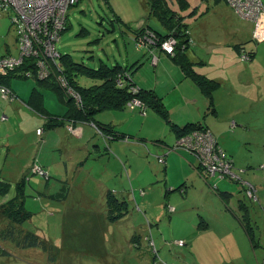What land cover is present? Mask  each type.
Masks as SVG:
<instances>
[{
	"label": "rangeland",
	"instance_id": "374dc122",
	"mask_svg": "<svg viewBox=\"0 0 264 264\" xmlns=\"http://www.w3.org/2000/svg\"><path fill=\"white\" fill-rule=\"evenodd\" d=\"M221 1L226 3V0ZM161 6L175 12L200 44L223 39L225 31L233 26L230 24L228 29L225 28L224 18L227 16L214 1L161 0ZM140 19L160 32L168 31L166 23L153 12L151 0H80L70 8L68 28L57 41L58 49L90 67H98L101 61L132 65L129 59H125L127 46L131 48L134 42L127 29L135 28ZM13 25L11 16L0 15L1 54L8 53L7 50L17 54ZM147 27L142 28L141 33ZM238 56L242 63L233 64L227 73L229 79L253 60ZM35 60L31 58L30 61ZM152 64L147 59L146 67L140 69V74L152 70L153 87L156 83L160 85L157 92L166 95L163 98L168 102L169 109H185L183 102L172 98L173 85L165 82L168 72L163 70L162 65ZM263 67L264 55H260L258 65L251 67L252 71H245L242 79L238 76L229 95L232 98H222L227 93L222 91V96L217 97L218 104L214 105L215 112L210 111L213 118L209 120V125L216 124L218 116L222 121L229 120V130L233 131L228 137H232V143L236 140V151L246 150L243 142L248 135L237 123L249 121L251 123L247 127L252 124V128H256L260 121L257 118L264 103L258 95L261 87L264 96V78L262 80V74L255 71ZM246 77L250 79L246 80ZM35 80H39L37 74L14 79L13 87L18 90L19 86L27 96L20 94L24 103L18 98L7 99L0 91V181L9 183L6 194L0 193V203L14 198L17 195L16 184L26 177L24 205L32 212L31 218L22 225L13 226L9 220L0 218V264H264V244L253 249L241 240L243 230L236 221V215L240 213L239 201H245V197L235 183L242 181V177L233 168V163L229 172L217 169L212 177H208L209 192L197 187L191 196L195 198L185 204H177L178 200H182L178 190L173 192L178 194L173 201L170 199L173 193L166 194L168 188L164 178L161 182L157 180L156 171L160 163L153 158L152 151L148 152L153 142L149 138L142 141L139 136L140 132L151 138L158 137L160 133L166 134L171 130L167 126H174L173 122L171 124L149 107L147 115L134 112L127 106L121 110L103 111L98 114L100 118L96 116L98 121L115 125L116 129L131 138L130 141L112 143L111 150L107 151L99 140L89 143L79 138L80 132L75 135L66 127L50 129L47 126L50 113L60 114L63 109V112L68 109L67 99L63 103L54 90L44 89L43 103L40 105L38 100H34L32 104L36 110L31 111L32 94L43 95L41 90L34 88ZM76 81L82 87L100 82L85 74H78ZM13 87L8 86L17 92ZM200 101L198 98L195 105ZM150 116L154 119L146 122ZM38 128L43 129L42 134L38 133ZM100 138L97 136V139ZM241 155L237 154L235 158L239 160ZM144 158L146 162L141 160ZM34 160H38V167L33 165L32 171L30 167ZM39 164L50 173L47 179L38 176ZM65 167L68 168L67 175ZM161 171L164 172L163 167ZM258 174L264 175V172L247 171L249 177ZM199 176L206 183L204 175ZM223 183L229 185L223 190L234 194L229 204L233 211L232 223L223 215L218 217L220 204L214 196L219 195ZM108 190L113 191L120 202L128 201V209L122 210V213L128 212L126 216H119L117 209L110 212L106 200ZM140 190L146 193V197H141ZM22 196L18 194L15 197L17 204ZM257 197H262L261 191L258 192L254 186L249 199L255 201ZM263 199L253 203L264 205ZM197 203H202L201 213L194 206ZM169 206H174L172 209L176 207L178 211L169 213ZM253 212L260 219L258 211L255 209ZM110 213H116L115 222L108 219ZM197 214L201 218L194 219ZM205 215L210 219V226L206 224L209 221ZM10 228H13L15 239H21L27 233L35 234L47 244V249L41 245L17 246L13 240L2 239V234L8 233Z\"/></svg>",
	"mask_w": 264,
	"mask_h": 264
},
{
	"label": "trees",
	"instance_id": "16d2710c",
	"mask_svg": "<svg viewBox=\"0 0 264 264\" xmlns=\"http://www.w3.org/2000/svg\"><path fill=\"white\" fill-rule=\"evenodd\" d=\"M152 1V10L153 12L161 18V20L166 23L167 32L163 33L149 25L147 29L154 30L158 37H160L161 40H167L168 38H172L175 40L174 50L171 52H166V54L172 58L175 62L179 63L181 67L184 69L185 76H188L191 78L194 83L201 89L204 96L209 100L210 104V110L215 112V103L213 100V93L216 89L220 87V82L208 78L204 75H201L194 71L193 69V63L189 61L186 58V49L189 44V40L191 39V35H189V29L184 27L182 24V21L179 17L176 16L175 12L170 11L168 9H164L161 6V0H151ZM227 1V0H226ZM228 3V2H227ZM161 7V8H160ZM170 13L165 15V13ZM4 15L11 16L9 13L4 12ZM245 19V18H244ZM16 31V37H17V54L12 53H3L0 55V57H8V56H18L19 53V40H18V32L17 27L14 24L13 25ZM68 28V20H67V26ZM65 29V31L67 30ZM63 31V33L65 32ZM137 31V30H136ZM61 33V36L62 34ZM136 37H140L143 39V33L141 31H138L136 33ZM254 40V39H253ZM191 41V40H190ZM240 56L243 52H248L250 57L252 58L253 52L249 49H246L244 47V44H240ZM149 48L153 49L155 47L161 48L159 45L152 44V46H148ZM56 48L61 56H59V59L57 60L58 66H51V72L47 77L50 78L49 80H46L47 77H40L36 71L30 72V75L26 72V70H31L32 68H36L33 64L28 66L26 62L23 63V65L13 70L10 73L2 74L0 73V91L2 92V87H8L7 85V78L15 75H19L21 77L29 78L32 76L38 75V79L40 81L38 82H49L47 87L54 90L59 96H61V99L63 100L64 97L67 99V112L64 115H59L58 113H50V117H48L47 126L50 129L60 127L63 124H66L67 131H70L71 133L76 134V132H79V128L81 126L90 125L94 129V138L96 140L97 136H101L99 140H101L102 145L106 146V150H111V144L115 143L116 141H130L131 138L127 134L121 132L120 130L115 128V125H112L111 123H103L101 121H98L96 116H98L99 113L103 111H116L124 109L126 106L133 109L134 112H138L143 115H147L148 107L155 110L161 117L165 118L166 120H169V111L165 105V101L163 99V96L157 94L154 90L151 89H144L137 85L136 80L134 78V70L136 67H133L134 64L137 65V63H134L132 65L123 64L120 61H115L113 64H108L104 61H101L98 67H90L82 62H77L73 60L72 56L68 53H63L58 49L57 43ZM243 48V49H242ZM163 50V49H162ZM61 59V60H60ZM52 64V63H51ZM50 64V65H51ZM56 68V71H55ZM59 72L64 76L65 78V85H62L59 79L57 80L52 79L51 77H56L55 73ZM64 72V73H62ZM52 74V75H51ZM56 74V75H58ZM78 74H85L89 76L92 79L99 80V83H96L94 85H91L89 87H82L80 86L76 81V76ZM66 75V76H65ZM68 79V80H66ZM40 84V83H39ZM64 88V89H63ZM12 92L14 93L13 96L20 99L18 95L13 91L12 88H10ZM72 91H75L76 94L79 95L80 99H77L72 94ZM41 97H40V96ZM42 94H32L31 98V104L34 100L42 99ZM9 99V98H7ZM65 100V99H64ZM134 100H139L140 104L137 105L134 103ZM33 105V104H32ZM36 107L33 106V109ZM45 115H49L48 113H45ZM99 117V116H98ZM100 118V117H99ZM78 128V131H77ZM175 131L178 133V138L174 141L173 144L169 145V147L166 148L164 152L161 154H157L152 149H148V152L152 151L153 158L160 163L157 168H160L161 166L165 168L167 167L168 158L172 154H187L188 156H198L197 154V146H195V143L201 144L200 139L203 137L206 139V141L209 140V138L212 140L211 144H213V139L209 136H206L204 132L210 131V134L215 138L218 146L221 150V155L223 156L222 159L228 163H233V158L227 154L224 146H222L218 140L216 135L213 133L212 130L208 128V126L202 124L201 122L195 123L190 122L183 126H179L178 128L174 127ZM41 129V128H38ZM76 129L74 132L73 130ZM43 130V129H42ZM38 131V130H37ZM43 133V132H42ZM41 133V134H42ZM185 139V142H180L182 139ZM140 140L145 141L144 138H141ZM99 147L100 144L97 143ZM146 159V158H145ZM197 159V158H196ZM143 161V159H141ZM198 166H196V171L198 174H203L204 179L209 185V179L208 177H212V174H209L205 171V167H203L202 163L197 159ZM145 162V161H144ZM33 164H38V161H34ZM31 165V170L32 166ZM41 173H37L38 176L47 179L50 175V173L41 165ZM234 169H236L235 165L233 166ZM264 168V165L261 164L259 169ZM66 169V168H65ZM64 173V172H63ZM68 174V170H66V174ZM218 178V177H217ZM61 182V181H60ZM62 183V182H61ZM238 184L240 191L244 192L245 201L240 200L239 201V211L242 212L239 213V216H237V220L241 227L244 229L245 233L247 234L251 246L253 249H255V227L252 223L251 217L249 215L248 207L246 206V201H252L256 202L259 201V197L255 201L249 199V184L253 183L248 182L247 180L243 179L240 182H235ZM22 184V186H20ZM9 183L6 181H0V193L6 194L8 190ZM25 185H26V177L21 179L16 184V191L17 195H23L21 198L20 203L17 204V200H15V196L12 199H8L6 202L0 203V218H4L5 220H9L14 225H22V223L26 222L28 219L31 218L32 212H30L28 209H26L24 203H25ZM167 194L173 193L174 191L178 190L179 196L182 199H188L189 198V188H191V184H180L177 186H167ZM219 188V187H218ZM20 189V191H19ZM134 194V191H132ZM140 195L142 197H145V192L143 193V190H140ZM178 195L176 192L173 193ZM172 194V195H173ZM219 196L223 199L225 202V208L227 211L232 212L230 209L229 204L232 202V199L234 198V195L232 192L228 190H221L219 193ZM52 198L54 196H51ZM232 197V199L227 202ZM249 200H248V199ZM106 200L109 207L110 212H113L114 209L119 210L120 214L119 216H126L128 212L122 213V210H127V200H123L120 202V199L114 194L113 191L108 190L106 192ZM175 201V198L174 200ZM181 201H177V204ZM187 203V201H186ZM185 204V203H184ZM174 206H169L168 211L169 213L175 214L178 209L175 207V209H172ZM124 208V209H123ZM200 213V208H198ZM19 213H22L21 215ZM114 217H116V213H110L108 214V219L112 222L114 221ZM208 225V222L206 223ZM8 233L2 234V239L7 240H13L14 243L17 246H23V247H33V246H44L47 249V244H44L35 234L33 233H27L23 238L21 239H15V233L13 231V228L8 229ZM183 243V239H180ZM182 246V245H181Z\"/></svg>",
	"mask_w": 264,
	"mask_h": 264
},
{
	"label": "crops",
	"instance_id": "0c3cea01",
	"mask_svg": "<svg viewBox=\"0 0 264 264\" xmlns=\"http://www.w3.org/2000/svg\"><path fill=\"white\" fill-rule=\"evenodd\" d=\"M207 1H214L217 5H219V8L223 10L224 15L227 16L224 18V22L226 24L225 28L228 29L230 24L233 26H231L228 30L225 31L223 35V39L219 41L207 40L204 44H200L198 40L190 36L191 41L189 40V44L186 49V58L193 63V69L195 72L220 82V88L215 90L213 93V100H214L215 105H217L218 104L217 97L222 96V91L227 92L226 95L222 98L231 97L229 95H230V92H232L234 88L233 85L235 84V81L238 80V76H239V79H242L244 77L243 73L245 71H252L251 67H256L258 65V58L260 57V55L261 56L264 55V40H261L262 41L260 42L261 44H257L258 41L255 42L253 40L252 31H253V27L255 29V26H256L254 19L250 20V19L242 18L235 11V9H233L227 3V1L226 3L222 2L221 0H207ZM262 1L264 3V0ZM146 26H149V24L144 20L141 21L140 19V21L137 22V26L135 28L131 26L132 27L131 29H127L129 32V35H131L130 39H132L134 42L131 48L127 46V52H126L125 59L126 60L129 59L133 64L137 63L135 74H134L136 83L144 89L154 90L157 94L163 97L164 96L166 97V95L157 92L158 88L160 87L158 83H156L155 87H153L154 76H153L152 70L149 73L140 74V69L145 68L147 65V64L145 65V61L147 59L149 63L150 64L153 63L152 65L154 66L160 67V65H162L163 70L168 72V75L165 78L166 84L173 85L172 98L179 101L180 103L183 102L184 105L186 106L185 109H183L182 111H179L176 108L169 109L168 102L167 103L165 102V105L170 115V120H167V121L170 123L171 122L174 123L173 124L174 126H167V127H170L171 130H169V132H166V134L165 132L160 133L158 134V137L151 138L143 132L139 133V136H141L142 138H149L153 142L152 150L154 152H156L157 154H161L162 152L166 150L167 147H169V145L173 144L174 141L178 138V133L175 131L174 127L178 128L179 126H183L190 122H195L198 124L199 122H201L202 124L208 126L209 120L213 118V116L210 113L211 108H210L209 100L204 96L203 92L194 83V81L188 76H185L184 69L181 67V65L175 62L174 60H172V58L169 57L166 54V52L162 50L161 48L155 47L151 49L145 46L142 42H140L137 39L136 33L138 31H141V29ZM189 35H191L190 31H189ZM240 44H244V47L246 49H249L250 51L253 52V56H252L253 60L251 59L252 61L248 62L249 64L245 65L246 67H244V69L240 71V73L238 71L235 72V74H233L235 76L229 79L227 77L228 71H230L232 66H234L233 64L241 62L238 56V54L240 55V49H241ZM7 52L9 53L8 50ZM0 55L2 54L0 53ZM155 58H156V61H155ZM158 71L159 69L157 70V73ZM255 72L258 74H262V80H263L264 67L263 69H259ZM16 78H25V77L15 75V76H11L7 78V84L9 87L11 86L13 87L12 84L15 82L14 79ZM248 79H250V77H246V80ZM38 81H36L34 88H37L43 92L42 99L40 100L36 99L41 105L44 101V96H45L44 89H50V88L46 86L49 84V82H43L44 84L42 85V84H39L42 82H38ZM148 81L151 83H149ZM262 87H263V93H264V84L262 85ZM13 88L15 89V86ZM16 91L18 93L15 91L14 92L20 98L18 101H21V103H24L23 96L26 98L27 96L24 94L23 90H21L19 86H18V90ZM21 93L23 96H20ZM258 96H259V99L264 103V96L261 93V87H260ZM59 97H60V100L64 103L65 97L63 100L61 99V96ZM14 98L16 97L14 96ZM198 98H200L201 101L196 106L195 102ZM29 105L32 107L30 108V110L34 111L33 105L31 103ZM63 111L59 115H64L67 112V109L65 112ZM259 114L261 115L259 118H257V120H260V121H258L256 128H252V124L249 127H247L248 123H251L249 121L246 122L245 124L241 122L237 123L238 126H240L245 132H248V135L243 142V146H245L246 148V150L244 151L241 149H239V151H236L235 149L236 140L232 143L231 141L232 137H228L232 135L231 132L233 131V130L232 131L229 130V127H228L229 120L228 119L222 121L218 116V120H217L218 122L216 124L209 125L208 128L212 130L213 133L216 135L218 142L222 146H224L227 154L233 158L234 165L236 167V172H238L241 175L242 180L243 179L248 180V182L253 183L257 187L258 192L261 191L262 197L259 199L261 200L264 198V175L258 174L257 176H254V177H249L247 175L248 170H251L254 173L264 172V169L258 168L259 165L261 164L264 165V108L262 112ZM228 118L232 119L234 117H228ZM153 119H154V116H150L146 119V122L151 121ZM251 119H253V121L255 120V118H251ZM157 123H158V127H160L159 126L160 122H158V120H157ZM61 127H66V124L61 125ZM164 129H166V126L164 127ZM163 130H159V131L162 132ZM77 131H78V128H77ZM79 132H80V134L78 135L79 138L84 139L86 142L91 143L93 141H96L93 135L94 129L90 125L81 126V128H79ZM251 134H257V135H251ZM60 137L62 138V134ZM160 138H162V140H158ZM95 145H97V143H95ZM237 154H242L239 160L235 158ZM143 161L146 162V159L144 158ZM196 166H198L197 159L192 155L188 156L187 154L184 153L182 155H179V154L170 155V157L168 158L167 167L165 168V171L163 173L161 171L162 166L160 168H157V171H156L157 180L158 182H161V178H164L166 187L167 186H177L183 183L191 184V188L189 189L190 190L189 198L182 199L181 202L178 204H184L186 203V201L190 202L192 198H195L191 196H192V192L197 187L198 188L201 187L203 190L208 191V192L210 191V188L208 187V185L200 178L198 172L196 171ZM65 168L66 170H68L67 167ZM163 170H164V167H163ZM62 178L64 179L65 177L62 176ZM220 182L221 180H219V183ZM158 185L162 186L160 183ZM195 185L197 186L195 187ZM228 186H229L228 184L223 183V187H220L219 190L221 191L227 188ZM241 192L242 194H244L243 191ZM175 195L176 194L171 195L170 199L174 200ZM145 197H146V193H145ZM134 198H136V196ZM214 199H216L220 204V208L218 210V217L220 215H223L224 216L223 218H227L232 223L233 221L232 213L226 210L225 202L223 201V199L219 195L217 197L214 196ZM231 199L232 197L229 200H227V202H229ZM249 202H252V201H249ZM249 202L246 201V206L248 207L249 215L255 227L254 229L255 244L258 246H261L264 244V212H263L264 205L262 203L258 204V203H253V202L252 204L251 203L249 204ZM201 204L202 203H197L194 206L196 208H200L201 210ZM255 209L258 211V215L260 216V219H257V216L254 214L253 211H255ZM240 213L242 212L240 211ZM205 217L208 219L206 215ZM199 218H201L200 214H197L195 215L194 219H199ZM254 220H256V222H253ZM208 221H209L208 225L210 226L211 225L210 219H208ZM236 221L238 222L237 218H236ZM241 229L243 230V236H241L242 242L245 243L246 245H251L250 240L247 234L245 233L244 229L243 228Z\"/></svg>",
	"mask_w": 264,
	"mask_h": 264
},
{
	"label": "built area",
	"instance_id": "2783aa9c",
	"mask_svg": "<svg viewBox=\"0 0 264 264\" xmlns=\"http://www.w3.org/2000/svg\"><path fill=\"white\" fill-rule=\"evenodd\" d=\"M80 0H0V15L7 12L11 15L13 24L17 27L19 40L18 56L0 57V73L7 74L20 68L24 62L27 65H34L36 68L26 70L28 75L30 72L36 71L40 77H47L53 66H58L57 60L60 53L56 48L57 41L61 38V33L66 29L68 14L72 6H76ZM228 4L245 19H254L256 26L254 29V41L264 40V3L262 0H227ZM143 39L137 37L145 46L152 44L159 45L165 52L174 50L175 40L171 37L167 40H161L156 32L147 29L143 33ZM248 52L241 53L242 59H251ZM36 58L35 62H31V58ZM156 61V58H155ZM56 75V73H55ZM57 80L65 85V78L61 73L56 75ZM2 94L5 98L14 99L13 92L8 87H2ZM75 98L80 99L75 91H72ZM139 105V100H134ZM74 132L76 129L73 130ZM38 133H42V129H38ZM207 133V134H205ZM204 134L209 138H201V144L195 143L197 146V154L199 161L205 167V171L214 175V170L227 173L230 171V164L222 159L219 144L210 134L205 131ZM185 142V139L180 141ZM38 167L37 164H33ZM33 167V166H32ZM40 167V166H39ZM33 171V170H32ZM41 173V168L38 170ZM249 196L251 189L254 188L249 184ZM182 243V241H181Z\"/></svg>",
	"mask_w": 264,
	"mask_h": 264
},
{
	"label": "bare ground",
	"instance_id": "6f19581e",
	"mask_svg": "<svg viewBox=\"0 0 264 264\" xmlns=\"http://www.w3.org/2000/svg\"><path fill=\"white\" fill-rule=\"evenodd\" d=\"M66 28H67V27H66ZM64 31H65V30H64ZM62 33H63V32H62ZM60 56H61V55H60ZM60 60H61V59H60ZM52 65H53V64H51L50 66H52ZM56 67H57V66H56ZM55 71H56V68H55ZM57 71H58V70H57ZM57 71H56V72H57ZM59 73H60V72H59ZM62 73H64V72H62ZM56 74H58V73H56ZM51 75H52V74H51ZM55 76H56V75H55ZM65 76H66V75H65ZM63 77H64V76H63ZM52 78H53V77H52ZM44 79H45V78H44ZM49 79H50V78H48V77L46 78V80H49ZM50 80H51V79H50ZM66 80H68V79H66ZM63 89H64V88H63Z\"/></svg>",
	"mask_w": 264,
	"mask_h": 264
},
{
	"label": "flooded vegetation",
	"instance_id": "af4514ba",
	"mask_svg": "<svg viewBox=\"0 0 264 264\" xmlns=\"http://www.w3.org/2000/svg\"><path fill=\"white\" fill-rule=\"evenodd\" d=\"M144 28V27H143Z\"/></svg>",
	"mask_w": 264,
	"mask_h": 264
}]
</instances>
